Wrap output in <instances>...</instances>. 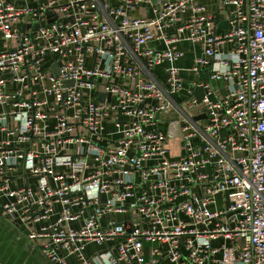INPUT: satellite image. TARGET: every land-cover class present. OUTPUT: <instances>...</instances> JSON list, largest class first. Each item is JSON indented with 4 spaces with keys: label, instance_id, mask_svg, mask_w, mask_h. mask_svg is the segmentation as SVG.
<instances>
[{
    "label": "built area",
    "instance_id": "2783aa9c",
    "mask_svg": "<svg viewBox=\"0 0 264 264\" xmlns=\"http://www.w3.org/2000/svg\"><path fill=\"white\" fill-rule=\"evenodd\" d=\"M196 2L0 0V214L49 263L264 264V0Z\"/></svg>",
    "mask_w": 264,
    "mask_h": 264
},
{
    "label": "crops",
    "instance_id": "0c3cea01",
    "mask_svg": "<svg viewBox=\"0 0 264 264\" xmlns=\"http://www.w3.org/2000/svg\"><path fill=\"white\" fill-rule=\"evenodd\" d=\"M172 1V0H168ZM195 6L204 8L203 14L211 15L216 13V0H197ZM131 16L152 17L151 9L146 3L133 7L130 11ZM191 15V9H188L182 16H179L178 23L188 20ZM216 32L226 33L229 31L228 15L225 12L218 13L215 20ZM155 45V44H153ZM179 49L184 53L176 66L181 70L179 75L184 81L185 87H188L196 77L187 70L190 69L194 58L201 53L200 45H190L188 43L179 44ZM5 48L4 42H0V51ZM165 65H161L154 71V77L161 82L162 70ZM201 80H205L204 77ZM214 99H220L224 95L225 89L222 83L213 82ZM195 95L199 98L201 91H196ZM188 97L186 91H182L176 96L177 103H186ZM29 226H24L15 217H7L0 214V264H51L40 253L37 247H32V243L27 239ZM67 264H76L73 257H69Z\"/></svg>",
    "mask_w": 264,
    "mask_h": 264
},
{
    "label": "rangeland",
    "instance_id": "374dc122",
    "mask_svg": "<svg viewBox=\"0 0 264 264\" xmlns=\"http://www.w3.org/2000/svg\"><path fill=\"white\" fill-rule=\"evenodd\" d=\"M221 199H222L221 197H220V198H217L216 203H217V206H218V207H222V200H221ZM211 209L214 210L215 208L212 207ZM117 243H118V242H113V243H110V245H111V246H114V245H116ZM103 249H106V247L103 246L102 248H98V247L93 246V247H90V248L87 249V250H88L89 253H96V252L98 253V252L103 251Z\"/></svg>",
    "mask_w": 264,
    "mask_h": 264
},
{
    "label": "water",
    "instance_id": "95a60500",
    "mask_svg": "<svg viewBox=\"0 0 264 264\" xmlns=\"http://www.w3.org/2000/svg\"><path fill=\"white\" fill-rule=\"evenodd\" d=\"M47 17H51V13H48V14H47ZM52 21H53V20H49L48 22L50 23V22H52ZM40 25L42 26L43 23H41ZM38 27H39V25H36V26H35V31L38 29ZM54 70H55V73L57 74V71H56L57 69L55 68ZM103 98H104V97H103V94L99 95V99H100L101 101H103ZM202 118H204V116L197 117V118H195V120L202 119Z\"/></svg>",
    "mask_w": 264,
    "mask_h": 264
}]
</instances>
